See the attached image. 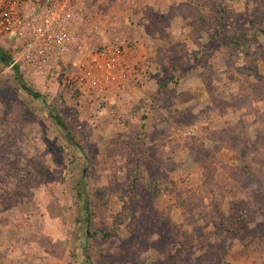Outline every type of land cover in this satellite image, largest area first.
<instances>
[{
  "label": "rangeland",
  "instance_id": "obj_1",
  "mask_svg": "<svg viewBox=\"0 0 264 264\" xmlns=\"http://www.w3.org/2000/svg\"><path fill=\"white\" fill-rule=\"evenodd\" d=\"M84 3L80 44L135 67L119 89L0 30V264H264V0Z\"/></svg>",
  "mask_w": 264,
  "mask_h": 264
},
{
  "label": "built area",
  "instance_id": "obj_2",
  "mask_svg": "<svg viewBox=\"0 0 264 264\" xmlns=\"http://www.w3.org/2000/svg\"><path fill=\"white\" fill-rule=\"evenodd\" d=\"M84 0H7L0 8V30L21 40V58L41 64L68 61L77 73L63 82L106 93L135 77L117 46H84L76 38L85 13ZM15 61L11 65H14Z\"/></svg>",
  "mask_w": 264,
  "mask_h": 264
},
{
  "label": "trees",
  "instance_id": "obj_3",
  "mask_svg": "<svg viewBox=\"0 0 264 264\" xmlns=\"http://www.w3.org/2000/svg\"><path fill=\"white\" fill-rule=\"evenodd\" d=\"M0 63L3 64L4 66H9L11 63V55L4 50L1 46H0ZM12 69L15 73L16 76V80L19 82L20 86L23 88V90L29 94L30 96H32L33 98H38L39 94L34 92L30 87H28L25 82L23 81L19 69L16 65L12 66ZM55 123L65 132V136L66 138L72 142L78 149H82L81 146L78 144V142L76 141L75 137L73 136V134L70 132L69 128L66 125V122L63 120V118L61 117L60 114L58 113H53L50 115ZM103 237H105L106 235L103 234Z\"/></svg>",
  "mask_w": 264,
  "mask_h": 264
},
{
  "label": "crops",
  "instance_id": "obj_4",
  "mask_svg": "<svg viewBox=\"0 0 264 264\" xmlns=\"http://www.w3.org/2000/svg\"><path fill=\"white\" fill-rule=\"evenodd\" d=\"M136 81H137V78H136Z\"/></svg>",
  "mask_w": 264,
  "mask_h": 264
}]
</instances>
